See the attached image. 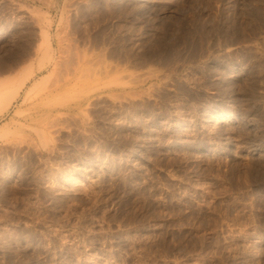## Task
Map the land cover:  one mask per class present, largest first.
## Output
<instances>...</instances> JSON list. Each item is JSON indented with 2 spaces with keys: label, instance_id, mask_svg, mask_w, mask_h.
Instances as JSON below:
<instances>
[{
  "label": "rangeland",
  "instance_id": "rangeland-1",
  "mask_svg": "<svg viewBox=\"0 0 264 264\" xmlns=\"http://www.w3.org/2000/svg\"><path fill=\"white\" fill-rule=\"evenodd\" d=\"M39 67L0 264H264V0H0V83Z\"/></svg>",
  "mask_w": 264,
  "mask_h": 264
},
{
  "label": "bare ground",
  "instance_id": "bare-ground-1",
  "mask_svg": "<svg viewBox=\"0 0 264 264\" xmlns=\"http://www.w3.org/2000/svg\"><path fill=\"white\" fill-rule=\"evenodd\" d=\"M84 60L79 61L76 68L74 69V76L77 75V73L79 72V70L83 67L84 65ZM43 68L39 67L37 69V71H31L28 72L24 78L21 80H19V84L15 85L14 87H12L11 89H8V87H5V85H7L8 81H5L3 83H0V109H3V111H8L11 106H13V104L18 100L19 96L21 95V93L23 92V90L25 89L27 83L34 77H36L38 75V73L42 72ZM52 74H50L48 77L44 78L42 80L41 83H47V81L51 78ZM40 83V85H41ZM39 85V86H40ZM37 86V83H35V88ZM35 88L32 89L35 90ZM11 221L9 220V218L6 215H0V225L9 227L12 226V224H10ZM18 228V227H17ZM29 229V227H27ZM10 235V234H8Z\"/></svg>",
  "mask_w": 264,
  "mask_h": 264
}]
</instances>
